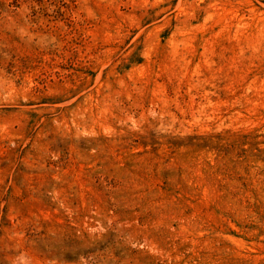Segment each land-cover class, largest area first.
<instances>
[{
    "label": "rangeland",
    "instance_id": "rangeland-1",
    "mask_svg": "<svg viewBox=\"0 0 264 264\" xmlns=\"http://www.w3.org/2000/svg\"><path fill=\"white\" fill-rule=\"evenodd\" d=\"M0 264H264V0H0Z\"/></svg>",
    "mask_w": 264,
    "mask_h": 264
}]
</instances>
